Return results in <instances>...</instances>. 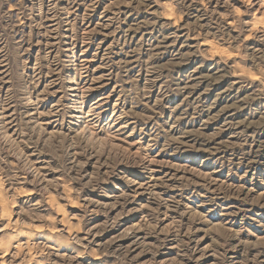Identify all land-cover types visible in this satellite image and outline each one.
Instances as JSON below:
<instances>
[{
  "label": "rangeland",
  "instance_id": "rangeland-1",
  "mask_svg": "<svg viewBox=\"0 0 264 264\" xmlns=\"http://www.w3.org/2000/svg\"><path fill=\"white\" fill-rule=\"evenodd\" d=\"M0 264H264V0H0Z\"/></svg>",
  "mask_w": 264,
  "mask_h": 264
}]
</instances>
